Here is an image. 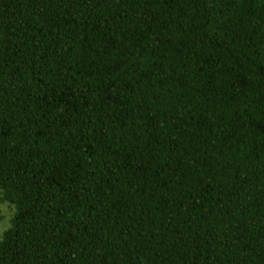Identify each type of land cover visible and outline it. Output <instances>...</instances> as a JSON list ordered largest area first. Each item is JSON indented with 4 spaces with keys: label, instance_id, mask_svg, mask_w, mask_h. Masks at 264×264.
<instances>
[{
    "label": "trees",
    "instance_id": "16d2710c",
    "mask_svg": "<svg viewBox=\"0 0 264 264\" xmlns=\"http://www.w3.org/2000/svg\"><path fill=\"white\" fill-rule=\"evenodd\" d=\"M0 206V264H264V0H0Z\"/></svg>",
    "mask_w": 264,
    "mask_h": 264
},
{
    "label": "rangeland",
    "instance_id": "374dc122",
    "mask_svg": "<svg viewBox=\"0 0 264 264\" xmlns=\"http://www.w3.org/2000/svg\"><path fill=\"white\" fill-rule=\"evenodd\" d=\"M9 213H10V211L8 210V208H6V210H4L3 213H0V217L5 216V218L3 220H1V223H0L1 230L4 229L5 225H7V223L9 222L8 221V219L10 218V216L8 217Z\"/></svg>",
    "mask_w": 264,
    "mask_h": 264
}]
</instances>
